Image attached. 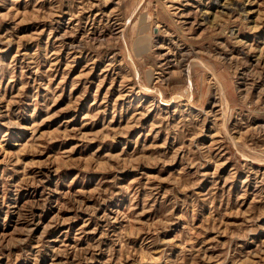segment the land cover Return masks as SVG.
<instances>
[{
	"label": "rangeland",
	"instance_id": "1",
	"mask_svg": "<svg viewBox=\"0 0 264 264\" xmlns=\"http://www.w3.org/2000/svg\"><path fill=\"white\" fill-rule=\"evenodd\" d=\"M0 264H264V0H0Z\"/></svg>",
	"mask_w": 264,
	"mask_h": 264
},
{
	"label": "bare ground",
	"instance_id": "2",
	"mask_svg": "<svg viewBox=\"0 0 264 264\" xmlns=\"http://www.w3.org/2000/svg\"><path fill=\"white\" fill-rule=\"evenodd\" d=\"M113 15V14H112ZM87 19V18H86ZM89 22V21H88ZM76 48V47H75ZM182 53V52H181ZM184 60V59H183Z\"/></svg>",
	"mask_w": 264,
	"mask_h": 264
}]
</instances>
